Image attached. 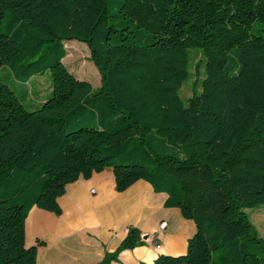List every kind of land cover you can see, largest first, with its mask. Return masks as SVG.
<instances>
[{"label":"trees","instance_id":"1","mask_svg":"<svg viewBox=\"0 0 264 264\" xmlns=\"http://www.w3.org/2000/svg\"><path fill=\"white\" fill-rule=\"evenodd\" d=\"M71 40L97 88L63 66ZM1 68L15 89L0 81V264H36L29 211L59 215L64 187L105 169L194 224L183 255L152 264H264L246 214L264 208V0H0ZM47 71L49 97L28 106L15 84ZM142 244L128 227L96 264Z\"/></svg>","mask_w":264,"mask_h":264},{"label":"crops","instance_id":"2","mask_svg":"<svg viewBox=\"0 0 264 264\" xmlns=\"http://www.w3.org/2000/svg\"><path fill=\"white\" fill-rule=\"evenodd\" d=\"M0 76L14 82L8 68H1ZM32 81L15 84L25 92L28 106L33 104ZM46 96H34L35 101ZM165 200L166 194L153 192L143 180L116 192L112 172L105 169L67 184L56 198L59 215L33 207L25 220V246L43 242L37 247L36 264H96L105 252L115 250L128 227H134L147 238L141 246L121 251L110 264H152L157 255L180 256L195 227L178 209L165 206ZM161 222L165 227L156 234Z\"/></svg>","mask_w":264,"mask_h":264},{"label":"rangeland","instance_id":"3","mask_svg":"<svg viewBox=\"0 0 264 264\" xmlns=\"http://www.w3.org/2000/svg\"><path fill=\"white\" fill-rule=\"evenodd\" d=\"M259 24L255 23L253 25V29L251 30L252 34L256 33V30L259 28ZM65 49V57L62 59V64L66 68L69 73L78 79L88 82L94 89L99 86V77L98 73L93 67L91 61L88 58V50L85 44L71 40L66 41L63 43ZM193 51L190 50L189 52L190 57L192 58V63L198 60V54L196 53L193 55ZM190 73L193 74L192 66L190 67ZM201 71L200 75L198 76V80L201 78ZM193 76L189 78L188 81L183 83L182 88L178 92L180 99L185 104L186 98L191 93V83L193 81ZM0 81L9 85L12 89L14 88V84L10 82V80H4L0 76ZM31 86L33 89V104H35L34 100L35 97H43L47 94V98L49 97L50 91V75L49 72H45L44 74L37 75L33 77V81L31 82ZM38 92L37 96L36 93ZM35 96V97H34ZM45 98V99H47ZM34 107V106H33ZM38 105L33 108L36 109ZM28 109V108H27ZM246 214L248 215V220L250 224L253 226L254 230L256 231L257 235L264 240V208L257 207L254 209L246 210Z\"/></svg>","mask_w":264,"mask_h":264},{"label":"built area","instance_id":"4","mask_svg":"<svg viewBox=\"0 0 264 264\" xmlns=\"http://www.w3.org/2000/svg\"><path fill=\"white\" fill-rule=\"evenodd\" d=\"M164 227H165V222H161L160 224H158V226H157V228L155 230V233L156 234L159 233L160 231L163 230ZM155 248H158V245H156Z\"/></svg>","mask_w":264,"mask_h":264},{"label":"water","instance_id":"5","mask_svg":"<svg viewBox=\"0 0 264 264\" xmlns=\"http://www.w3.org/2000/svg\"><path fill=\"white\" fill-rule=\"evenodd\" d=\"M147 238V236H141L142 240H145Z\"/></svg>","mask_w":264,"mask_h":264}]
</instances>
